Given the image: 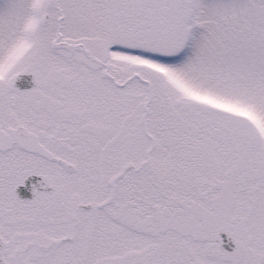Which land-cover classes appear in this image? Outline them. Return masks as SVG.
Masks as SVG:
<instances>
[{
  "label": "rangeland",
  "instance_id": "374dc122",
  "mask_svg": "<svg viewBox=\"0 0 264 264\" xmlns=\"http://www.w3.org/2000/svg\"><path fill=\"white\" fill-rule=\"evenodd\" d=\"M0 42L34 65L62 58L52 43L79 44L77 58L130 78L123 90L85 80L81 113L62 125L82 191L66 223L78 202L109 204L79 214L56 264H264V0H0ZM129 164L142 168L109 201ZM188 219L206 229L165 231ZM217 232L237 251L208 239Z\"/></svg>",
  "mask_w": 264,
  "mask_h": 264
},
{
  "label": "flooded vegetation",
  "instance_id": "af4514ba",
  "mask_svg": "<svg viewBox=\"0 0 264 264\" xmlns=\"http://www.w3.org/2000/svg\"><path fill=\"white\" fill-rule=\"evenodd\" d=\"M61 18L57 19L58 24ZM56 36L60 37L59 25ZM52 46L54 54L62 58L53 62L43 59L41 64L34 65L28 52L13 58L11 48H3L0 42V264H56L57 258L69 259L63 249L78 241L79 214L95 212L109 204L93 206L92 202H78L68 214L70 224L66 223L65 211L71 209L73 196L80 197L82 191L77 186L80 171L71 161L72 156L66 155V147L74 142L65 137L62 125L81 113L85 80L101 77L111 88L123 90L130 78L127 75L119 82L105 59L77 58L83 50L79 44L62 42ZM19 75L26 78L14 82ZM89 88L93 96L91 107L95 109L103 102L97 95L96 83ZM37 179L50 187L22 190L26 181ZM110 182L109 201H112L115 187L111 197ZM225 188L215 187L222 194ZM18 191L24 196H19ZM91 194L94 196L95 192ZM84 207L85 210L81 209ZM192 222L206 229L203 221L188 219L171 220L165 231L192 237ZM219 233L233 241L234 249L227 253L236 252V242L224 232L212 233L208 239ZM70 238L71 241L61 242ZM85 255L86 250L82 256ZM148 261L145 256L138 264H150Z\"/></svg>",
  "mask_w": 264,
  "mask_h": 264
},
{
  "label": "water",
  "instance_id": "95a60500",
  "mask_svg": "<svg viewBox=\"0 0 264 264\" xmlns=\"http://www.w3.org/2000/svg\"><path fill=\"white\" fill-rule=\"evenodd\" d=\"M60 20L61 19H59V21ZM44 22L45 23L48 22V18L47 17L44 19ZM25 78H26V76L25 77H22V76L19 75V76L15 77L14 82H20L21 80H23ZM133 169H134V167L132 165H127L126 167H124L121 170V172L119 173V177H121L126 171L133 170ZM139 170H140V167H138L136 169V171H139ZM113 183H114V180H112L110 182V186H111V189H112L111 190V197H112L113 189H114ZM44 184L45 183H44V181L42 179H37V180H34V181H31V180L30 181H26L24 187L22 188V190H24V188H30V189L34 188V189H36L38 187H45V188L50 187V185L49 186H47V185L45 186ZM17 193L21 197L24 196L23 194H20L19 191ZM81 209L85 210L86 207L81 208ZM210 240L213 241V242H215V243H218L219 246H220V248L223 251L232 252L233 249H234L233 241L227 235H225L223 233H219V234H217L215 236H211V239ZM64 241H71V238L68 239V240H62L61 242H64Z\"/></svg>",
  "mask_w": 264,
  "mask_h": 264
}]
</instances>
